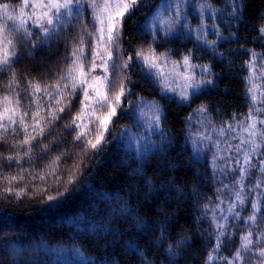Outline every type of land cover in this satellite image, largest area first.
<instances>
[{"label": "snow or ice", "instance_id": "6c2138e0", "mask_svg": "<svg viewBox=\"0 0 264 264\" xmlns=\"http://www.w3.org/2000/svg\"><path fill=\"white\" fill-rule=\"evenodd\" d=\"M224 3L225 8L219 9L211 0L155 4L151 0H0V200L28 199L43 205L42 212L61 210L87 186L83 178L90 171L89 163L112 151L109 145L114 140L123 144L126 138L125 148L143 163L172 144L171 132L165 131L173 115L169 107L187 109L196 104L193 114L200 129L189 132L185 141L191 143L195 158L215 149L213 178H229V183L220 181L216 203L206 197L205 203L197 200L194 205L200 212L191 217L196 235L206 242L202 264H264V51L243 47L239 36L241 26L246 32L251 26L264 49V12L259 24L249 25L242 19L246 0ZM145 12L133 27L134 18ZM209 30L215 39H209ZM133 32L136 36L130 38ZM181 35L194 43L193 48L183 52L165 48ZM221 40L240 47L221 52ZM202 50L211 51L229 69L235 66L229 57H247L240 64L247 73L243 76L250 101L247 113L233 112L218 125L211 118L220 109L206 100L219 87L220 74L211 63L200 62ZM26 60L32 67L18 71ZM136 74L143 85L133 79ZM177 77L183 81L179 91L171 87ZM150 86L159 88L158 99L134 92ZM161 101H167L168 107ZM123 119L137 123L125 126L117 138L113 134ZM185 119L190 124L192 115ZM177 183L173 179L162 186L165 193L175 194V211L182 200L198 193L197 189L186 197ZM146 187L154 188L151 180ZM101 199L109 197L101 194ZM140 216L131 207L112 208L107 213L109 223L136 221L131 230L116 232L100 223L92 227L105 240L113 236L112 244L138 258L139 264H159L153 253L162 255L167 264H179L178 258L185 257L195 242L191 228L181 227L175 212L161 211L151 226ZM205 220L208 228L199 227ZM149 227L151 239L142 235ZM137 238L147 240L148 247ZM56 251L79 256L81 264H120L114 258L85 256L71 245L48 249L50 255Z\"/></svg>", "mask_w": 264, "mask_h": 264}, {"label": "trees", "instance_id": "16d2710c", "mask_svg": "<svg viewBox=\"0 0 264 264\" xmlns=\"http://www.w3.org/2000/svg\"><path fill=\"white\" fill-rule=\"evenodd\" d=\"M157 1L151 0L153 4ZM246 3L247 9L242 19L249 25L259 24V15L264 12V0H246ZM146 12L140 13L134 18L133 27L142 20ZM235 27L234 23L233 28ZM257 35L258 33L251 26L247 32L243 30L242 26L239 31L243 47L253 48L256 51L263 50L260 47L261 42L255 39ZM135 36L136 33L133 32L130 38ZM140 42L142 41H137V43ZM220 44L224 45L219 49L221 52H225L229 48L240 47L237 43L230 41H222ZM193 46L192 41L178 38L169 41L165 48L183 52L185 48H193ZM199 54L202 55L200 62L211 63L214 71L220 74L219 87L212 89L206 100L213 108L220 109V113L213 112L211 118L218 125L221 120L230 119L233 112L247 113L248 100L243 80V76L247 73L240 67L241 62L247 57L242 55L229 57V59L235 60V66L229 69L226 62L221 64L219 57H214L211 52L202 50ZM31 67L32 65L26 60L18 66V71L23 72ZM133 79L138 84L145 83L139 74L134 75ZM134 92L146 95L149 100L158 99L160 95L159 88L155 86H150L143 92L140 88H136ZM132 99L135 101L137 97L133 96ZM161 103L168 107L167 101H161ZM196 106L193 104L187 109L175 105L169 107L173 115L169 117L165 131L171 132L169 139L172 144L163 154L149 155L143 163L134 158L117 140H114L109 145V148L113 149L112 151L106 152L105 155L95 158L89 163L90 171H86L83 178L87 186L82 187L81 191L61 210L51 213L42 212L40 209L44 207L43 205L28 199H24L22 203L0 200V264H26V262L27 264H39V262L73 264L57 260L55 262L60 252L56 251L51 255L48 252V249L67 248L69 245L80 249L85 256L94 259L114 258L119 260L120 264H139L138 258L134 260L128 252L121 251L112 244L115 239L113 236L109 235L105 240L92 227L93 224L100 223L111 227L116 232L131 230L136 221L127 223L120 221L110 224L107 219L110 209L125 207L137 209L141 213L140 219L146 218L150 226L152 221L159 219L161 211L169 214L175 212L179 225L191 228L189 235H192L195 241L186 250L187 255L178 258L179 264H202L203 254L206 251L202 244L206 242L196 235L197 225L193 223L191 217L200 215V212L194 209L197 200L203 204L206 202V197H210L212 203L217 202L216 189L219 187L220 181L213 178V169L208 158H195L192 147L185 141L188 126L185 118L190 114L193 116V109ZM177 114H179L178 119L174 118ZM131 124L132 120H121L116 125L113 135L117 136L124 126ZM138 168L141 171H137ZM173 179L178 181L177 187L185 190L186 197H190L192 192L198 189L195 198L181 201L178 211H175L178 207L175 194L171 191L165 193L162 188ZM148 180H151L154 185L151 190L146 187ZM101 194H105L109 199H101ZM117 196L120 198L119 201L116 200ZM168 203H171V208L168 207ZM112 219L117 220L118 217L113 216ZM208 226L207 220L199 225L203 228H208ZM176 234V232L172 233L173 236ZM142 235L151 239V228L146 229ZM98 236L100 239H97ZM137 240L143 243L145 248L148 247L147 240H139V238ZM152 258L158 260L159 264H167L162 255L157 257L153 253Z\"/></svg>", "mask_w": 264, "mask_h": 264}, {"label": "rangeland", "instance_id": "374dc122", "mask_svg": "<svg viewBox=\"0 0 264 264\" xmlns=\"http://www.w3.org/2000/svg\"><path fill=\"white\" fill-rule=\"evenodd\" d=\"M159 2V0L156 2V3H158ZM211 2L217 7V8H219V9H224L225 8V3H224V0H211ZM225 19H227V17H225ZM209 23H211V20L209 19ZM217 23H220V21L218 20L217 21ZM195 24H196V21L195 20H192V25L193 26H195ZM225 25H223L222 24V27H224ZM209 39H215V37L211 34V30H209ZM225 35H228V33H225ZM179 38H183L184 40L186 39L183 35H181ZM222 41H224V40H221L219 43H221ZM205 51H207V52H211V51H208V50H205ZM259 51H264V49L263 50H259ZM258 51V52H259ZM202 63V62H201ZM207 64V63H206ZM166 71H170V68L169 69H166ZM178 71H183V69L181 68V69H178ZM196 71L197 72H199V69H196ZM169 79L170 80H172V77L170 76L169 77ZM182 83H183V81L180 79V78H176L172 83H171V87H174V88H176L177 89V91H179V88H180V86L182 85ZM247 100H248V105H249V103H250V101H249V99H248V97H247ZM260 105L258 104L257 105V107H259ZM240 118H242V117H240ZM197 119H198V117L196 116V115H194L193 114V116H192V121H191V123L189 124L188 123V126H187V134H186V136L188 135V133L189 132H191V133H196L199 129H200V125L197 123ZM137 123V120H132V124L131 125H135ZM127 126V125H126ZM125 128V126L121 129V131L123 130ZM121 131L118 133V135L116 136L117 138H119L120 137V133H121ZM133 131H139L140 133H144L145 132V129L143 128V127H140V128H136V127H133ZM215 138V137H214ZM152 139L153 140H155V141H159V137L158 136H156V135H154L153 137H152ZM117 142L125 149V150H127L128 152H129V150L128 149H126L125 148V144L127 143V140H126V138H125V140H124V143L123 144H121L120 142H119V139H117ZM189 143V145L191 146V143L190 142H188ZM232 143L233 144H235V143H238V141L237 140H233L232 141ZM192 147V146H191ZM215 149H211V150H206L205 152H203V153H201V154H199V156L198 157H200V158H202V157H207L208 158V162L210 163V165H211V167H212V169H213V164H212V151H214ZM216 179H218L219 181H223V183H229V178H226V177H222V176H218ZM221 207H226V205H221ZM217 215H219V211H217ZM56 260L57 261H61V262H69V263H73V264H81V259H80V257L79 256H71V255H69V256H65L63 253H61L60 252V255H59V257H57L56 259H55V262H56Z\"/></svg>", "mask_w": 264, "mask_h": 264}]
</instances>
